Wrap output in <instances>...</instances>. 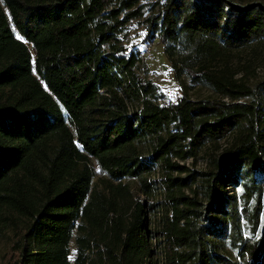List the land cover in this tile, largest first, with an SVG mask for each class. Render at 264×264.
Returning <instances> with one entry per match:
<instances>
[{
    "label": "trees",
    "instance_id": "1",
    "mask_svg": "<svg viewBox=\"0 0 264 264\" xmlns=\"http://www.w3.org/2000/svg\"><path fill=\"white\" fill-rule=\"evenodd\" d=\"M262 68L264 0H0L6 264H264Z\"/></svg>",
    "mask_w": 264,
    "mask_h": 264
},
{
    "label": "rangeland",
    "instance_id": "2",
    "mask_svg": "<svg viewBox=\"0 0 264 264\" xmlns=\"http://www.w3.org/2000/svg\"><path fill=\"white\" fill-rule=\"evenodd\" d=\"M137 33H139V31ZM161 55L162 54H160V51L159 49H157V46L156 45L152 46L150 48V51L148 52V55L146 56L145 64L148 68L149 76H152L155 84L159 85V87L161 88V91L166 94L167 96V99L165 98V101L167 102L166 104H168V101H169L168 99L174 100L176 97L181 95L183 92L187 93L188 98L191 101H196L198 99L210 100L211 98H218L216 93L213 92L212 90L201 87L200 85L192 86L187 82V80H181V83L180 82L175 83L173 81H170L169 77H167L166 75V72L163 71L164 69L163 64H166V62H165V59ZM258 74H259L258 76L259 79L264 80V68H262ZM224 145H225V142H221L220 146L224 147ZM181 165L182 166L185 165L187 168L190 169V171H199V170H202L203 167H205L204 161H202L201 159L198 160L197 164L195 161L187 160L184 164H181ZM153 177L155 181L163 180V177L161 176V172L158 170L153 175ZM232 193H230V195ZM141 200L146 202L144 197L141 198ZM159 252H160V249H159ZM10 257H11V254L9 253L8 247L4 244L1 245L0 246V264H6ZM159 264H162V263L160 262Z\"/></svg>",
    "mask_w": 264,
    "mask_h": 264
},
{
    "label": "built area",
    "instance_id": "3",
    "mask_svg": "<svg viewBox=\"0 0 264 264\" xmlns=\"http://www.w3.org/2000/svg\"><path fill=\"white\" fill-rule=\"evenodd\" d=\"M154 45H155L154 41H152L150 44H146L144 47L140 48L141 53H142V56H141L142 59H144V60L146 59V56L148 55V52L150 51V48L152 46H154ZM147 78H148L149 81L153 82V78H152V76H149V74H148ZM162 103L166 104L167 102L166 101L159 102V104H162Z\"/></svg>",
    "mask_w": 264,
    "mask_h": 264
}]
</instances>
